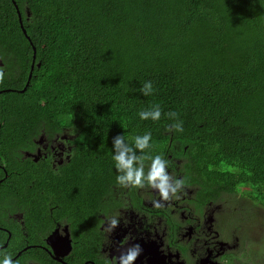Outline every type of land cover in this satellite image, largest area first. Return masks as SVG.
<instances>
[{
  "label": "trees",
  "instance_id": "1",
  "mask_svg": "<svg viewBox=\"0 0 264 264\" xmlns=\"http://www.w3.org/2000/svg\"><path fill=\"white\" fill-rule=\"evenodd\" d=\"M15 1L21 20L12 0H0L2 136L30 140L24 158L42 152L32 138L41 132L77 137L65 187L72 213L94 210L98 184L112 193L113 137L150 130L152 154H164L200 195L244 228L251 212L228 197L240 194L264 218V0ZM146 80L155 88L147 97ZM155 103L178 114L182 133L167 130V116L139 119ZM26 162L30 173L49 168Z\"/></svg>",
  "mask_w": 264,
  "mask_h": 264
},
{
  "label": "flooded vegetation",
  "instance_id": "2",
  "mask_svg": "<svg viewBox=\"0 0 264 264\" xmlns=\"http://www.w3.org/2000/svg\"><path fill=\"white\" fill-rule=\"evenodd\" d=\"M6 119L0 114V244L15 261L40 264L33 259L36 250L46 252L50 264H110L113 257L139 244L142 251L134 264L260 262H251L247 247L236 238L232 211L200 195L192 184L185 183L179 199L161 208L153 207L151 200L158 196L150 189L129 190L113 184L109 194L98 184L94 210L88 216L72 213L65 187L75 171L77 137L67 131L41 132L32 138L42 152L24 158V146L30 140L19 135L17 141L3 138ZM27 158L34 163L45 161L49 167L43 186L38 187L36 173L28 172ZM174 161L181 164L180 159ZM170 171L175 177L184 176L179 167ZM113 215H120V223L105 233L106 217ZM87 251L94 259L85 260Z\"/></svg>",
  "mask_w": 264,
  "mask_h": 264
},
{
  "label": "clouds",
  "instance_id": "3",
  "mask_svg": "<svg viewBox=\"0 0 264 264\" xmlns=\"http://www.w3.org/2000/svg\"><path fill=\"white\" fill-rule=\"evenodd\" d=\"M4 71L0 69V81L4 79ZM143 96H151L155 93L152 80H146L140 87ZM139 119L142 121L151 120L159 122L162 116H167L172 123L166 125L170 132L182 133L184 131L183 121L178 119L176 112L165 113L158 103L148 108L139 110ZM153 134L145 131L143 134H136L129 140L125 134H117L112 140L113 167L116 172L115 185L122 189H150L158 199L151 200L153 207L161 208L165 202L179 199L184 188L185 180L182 177H175L169 170V161L164 154H152ZM49 168L40 171L37 179L46 183ZM112 194V193H111ZM120 215L106 217L108 226L104 228L105 233H111L120 223ZM105 223V222H104ZM125 241L121 243H126ZM0 264H16L13 255L1 251ZM142 249L139 244L132 245L122 252L118 257H113L110 264H134Z\"/></svg>",
  "mask_w": 264,
  "mask_h": 264
},
{
  "label": "rangeland",
  "instance_id": "4",
  "mask_svg": "<svg viewBox=\"0 0 264 264\" xmlns=\"http://www.w3.org/2000/svg\"><path fill=\"white\" fill-rule=\"evenodd\" d=\"M238 194L233 197H228L229 200H237L239 207H247L251 212V215L247 218V224L245 228L236 219L232 218L231 223L235 227V236L240 241L242 247L246 246L248 249V255L251 258L258 260H264V218L263 212L257 207L251 205L247 200ZM227 205H232L229 202ZM250 234H249V232ZM250 235L254 238L251 239Z\"/></svg>",
  "mask_w": 264,
  "mask_h": 264
},
{
  "label": "water",
  "instance_id": "5",
  "mask_svg": "<svg viewBox=\"0 0 264 264\" xmlns=\"http://www.w3.org/2000/svg\"><path fill=\"white\" fill-rule=\"evenodd\" d=\"M12 2H13L14 6L16 7V9H17V11H18V13H19V17H20V20H21V18H22V14H21V12H20V10H19V7H18V5H17V3H16L15 0H12ZM34 62H35V61H34ZM40 66H41V64H38V67H40ZM32 69H34V65H33ZM25 90H26V89H25ZM25 90H23L22 92H25ZM50 239H51V238H50ZM50 239H49V242H50ZM70 247H71V245H70Z\"/></svg>",
  "mask_w": 264,
  "mask_h": 264
}]
</instances>
